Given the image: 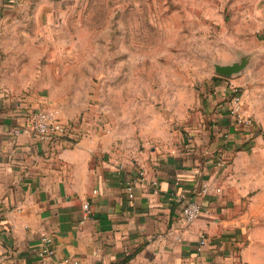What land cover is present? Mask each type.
<instances>
[{"label": "crops", "instance_id": "0c3cea01", "mask_svg": "<svg viewBox=\"0 0 264 264\" xmlns=\"http://www.w3.org/2000/svg\"><path fill=\"white\" fill-rule=\"evenodd\" d=\"M78 1L0 0L9 24L0 38V264H264V129L258 120L235 125L228 81L213 83L205 118L175 145L143 143L132 126L110 125L92 107L65 117L46 95L8 87L12 25L33 21L23 33L27 67L36 68V37ZM39 108L64 122L82 117L91 132L74 143L38 141L27 123ZM204 183L212 193H199ZM181 196L203 205L193 223L182 218ZM45 234L56 249L50 261L39 254Z\"/></svg>", "mask_w": 264, "mask_h": 264}, {"label": "rangeland", "instance_id": "374dc122", "mask_svg": "<svg viewBox=\"0 0 264 264\" xmlns=\"http://www.w3.org/2000/svg\"><path fill=\"white\" fill-rule=\"evenodd\" d=\"M12 26L8 87L46 95L65 117L92 107L143 143L175 145L205 118L213 83L230 79L264 129V0H80L36 37V68L27 67L23 33L33 21Z\"/></svg>", "mask_w": 264, "mask_h": 264}, {"label": "built area", "instance_id": "2783aa9c", "mask_svg": "<svg viewBox=\"0 0 264 264\" xmlns=\"http://www.w3.org/2000/svg\"><path fill=\"white\" fill-rule=\"evenodd\" d=\"M23 0H16L20 4ZM3 22L2 15L0 12V34L2 33ZM1 66V62H0ZM223 81H228L226 88L229 92L228 96V112L233 117L235 125L240 127H251L253 128L256 124L254 117L248 112L243 89L234 84L230 79H223ZM28 127L33 135L38 141L47 142L53 144L61 139H66L71 143L76 142L84 135L89 134L91 131L85 126V121L82 117H79L73 121L64 122L60 120L52 110L42 108L32 110L28 115ZM18 132V129L15 130ZM225 164V162L223 163ZM141 175H144V171H141ZM214 190L208 183H204L199 189L201 195H208ZM129 196H133V193L129 190ZM181 205V215L184 221L187 223H193L204 211L202 203L195 199H191L186 196H181L179 199ZM84 208L86 213L89 209V204L85 203ZM208 241L206 235L201 237V245H205ZM53 237L51 235L45 234L41 238V248L40 256L44 261H50L53 259L56 253V249L53 244ZM70 258H64V264H67ZM77 262V260H74Z\"/></svg>", "mask_w": 264, "mask_h": 264}, {"label": "water", "instance_id": "95a60500", "mask_svg": "<svg viewBox=\"0 0 264 264\" xmlns=\"http://www.w3.org/2000/svg\"><path fill=\"white\" fill-rule=\"evenodd\" d=\"M233 69L231 67H221L219 71L223 74H229Z\"/></svg>", "mask_w": 264, "mask_h": 264}]
</instances>
